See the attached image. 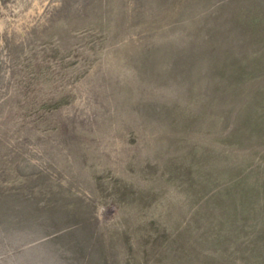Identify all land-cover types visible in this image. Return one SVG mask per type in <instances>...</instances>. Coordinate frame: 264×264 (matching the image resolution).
<instances>
[{"label": "rangeland", "instance_id": "1", "mask_svg": "<svg viewBox=\"0 0 264 264\" xmlns=\"http://www.w3.org/2000/svg\"><path fill=\"white\" fill-rule=\"evenodd\" d=\"M0 264H264V0H0Z\"/></svg>", "mask_w": 264, "mask_h": 264}]
</instances>
